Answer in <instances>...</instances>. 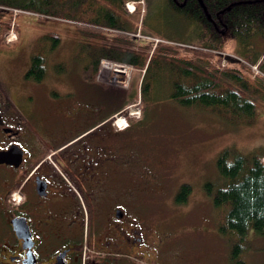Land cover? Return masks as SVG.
Wrapping results in <instances>:
<instances>
[{"label": "rangeland", "instance_id": "374dc122", "mask_svg": "<svg viewBox=\"0 0 264 264\" xmlns=\"http://www.w3.org/2000/svg\"><path fill=\"white\" fill-rule=\"evenodd\" d=\"M72 2L77 4L76 0ZM138 2L140 11L133 16L119 13L104 0L100 4L119 14L120 20L126 21L131 28L156 36L151 38L138 33L135 35L138 44L159 42L162 41L161 36L169 35L187 38L188 25L163 0ZM128 5L132 6L131 1ZM72 10L69 7L62 11L65 17L72 19L49 18L45 23H40L32 14L20 13L16 18V26L20 28L19 31L15 30L17 40L6 43L0 49V100L6 102L3 109L11 108L6 97L17 102L23 112L32 108L39 115L35 116L37 119L29 121L42 132L49 128L53 132L72 128L76 122L73 119L79 121L84 111L85 107L81 105L98 102L99 111L103 109V112L104 109L114 108L118 102L128 100L132 89L137 87L136 82L143 75V72L131 67L130 78L124 87L111 80L112 76L114 79L125 76L124 70L117 65L113 70L121 69L123 72L110 70L109 73L106 64L94 76L93 67L81 60L86 56L84 53L88 45H98L99 41L82 33L83 27L77 23L85 22L75 17L80 11ZM124 12L128 13L127 9ZM7 18L13 19V15L8 14ZM51 32L60 36L59 45L54 51L48 49L49 41L46 38ZM251 43L257 52L264 51V37L255 35L249 39L248 44ZM236 47V43L231 44L229 54H233ZM37 53L47 54V76L39 83L26 78L32 56ZM182 54L191 56L185 51ZM193 59L195 63L207 66L205 62ZM119 89H127V95L118 97ZM252 96L258 103L251 125L235 124L218 112L187 108L159 97L149 105L144 119L131 128L118 132V128L112 124L113 131H101L103 143L115 150L118 161H124L129 151L134 179L119 186V196L130 191L134 205L151 208V213L156 216L169 217L164 225H158V230L164 234L167 229L177 235L171 236L156 249L152 248L151 252L172 260L184 259V264L230 263V244L218 232V214L221 213L216 212L211 197L205 191V184L212 183L215 187L223 185L216 161L225 149L234 147L247 157L264 150V93L260 91ZM103 101L109 102L108 107L99 104ZM134 104L140 106V100ZM133 108L136 109V106L129 105L123 112L131 113L130 109ZM133 117L140 118V114L136 113ZM182 184H189L192 192L186 204L176 205L175 195ZM102 192L97 189L96 195L101 196ZM247 240L248 248L243 254L245 264H264V239L250 231Z\"/></svg>", "mask_w": 264, "mask_h": 264}, {"label": "trees", "instance_id": "16d2710c", "mask_svg": "<svg viewBox=\"0 0 264 264\" xmlns=\"http://www.w3.org/2000/svg\"><path fill=\"white\" fill-rule=\"evenodd\" d=\"M104 1L121 13L125 11L123 3L126 0ZM163 1L188 25L187 38L169 35L161 36L162 41L158 43L138 44L135 36L138 33L156 36L131 28L108 6H85L86 0H80V4L78 0L77 4L72 0L68 3L65 0H0V49L6 44L10 30L20 29L13 24V19L7 18L14 10L32 14L40 23H45L49 18L72 19L62 13L65 8L72 7V12L80 11L76 19L85 22L77 23L83 27L82 33L99 41L98 45H88L86 56L81 60L93 67L94 76L98 74L102 60L127 64L143 72L128 100L104 109L102 119L116 113L127 116L121 111L139 99L142 115L138 119L129 118L131 128L144 119L152 102L164 97L187 108L218 112L235 124L251 125L258 103L252 94L264 93V58L259 66L262 72L256 74L252 67L262 54L256 50L246 54L237 47L245 44V48H254L252 43L248 44L249 39L255 35L264 37V0ZM46 38L48 49L54 51L60 42L59 34L51 32ZM235 43L238 46L230 55L228 47L230 49ZM182 51L191 56L183 55ZM193 58L207 66L195 63ZM46 61V53L34 54L26 78L38 83L43 81L47 76ZM119 90L118 97L127 95V89ZM108 103L101 102L105 107ZM263 158L264 150L247 157L234 147L227 148L216 161L223 185L205 184L216 212L221 213L218 214V232L230 244L229 264H245L243 254L248 248L250 231L264 239ZM191 192L189 184H182L175 195V204H186Z\"/></svg>", "mask_w": 264, "mask_h": 264}, {"label": "flooded vegetation", "instance_id": "af4514ba", "mask_svg": "<svg viewBox=\"0 0 264 264\" xmlns=\"http://www.w3.org/2000/svg\"><path fill=\"white\" fill-rule=\"evenodd\" d=\"M128 1L139 3L126 0L124 10ZM6 98L11 108L0 100V152L18 154L0 162V264H184L151 252L176 235L158 230L169 217L134 205L130 191L119 196V186L134 177L129 151L118 161L103 143L101 131H113L115 114L102 119L98 102L88 103L72 128L42 132L29 121L39 113Z\"/></svg>", "mask_w": 264, "mask_h": 264}, {"label": "built area", "instance_id": "2783aa9c", "mask_svg": "<svg viewBox=\"0 0 264 264\" xmlns=\"http://www.w3.org/2000/svg\"><path fill=\"white\" fill-rule=\"evenodd\" d=\"M107 61L108 60H103L101 62V67H104L107 64V66L105 67L106 68V71H108L109 73H111L110 70H113L114 68H116L115 66L120 65V68L123 69L124 70V73L126 74L125 76H123V77H121L119 79H114L113 76H112L111 77L112 82H114L116 84H119V85H122L124 87L127 86L128 80H129L130 75H131V72H132V68L129 65H123V64L113 63L111 61H108V63H107ZM254 69L256 71H258L256 67H254ZM115 70H113V71L115 72ZM86 253H87V251L85 252V254Z\"/></svg>", "mask_w": 264, "mask_h": 264}, {"label": "water", "instance_id": "95a60500", "mask_svg": "<svg viewBox=\"0 0 264 264\" xmlns=\"http://www.w3.org/2000/svg\"><path fill=\"white\" fill-rule=\"evenodd\" d=\"M17 154H18V152L15 151L13 148H10L8 151H2V152H0V162H8V161H10L12 159H15V157L17 156ZM12 224L16 227L17 224L19 225L20 223L18 222V220L16 221L14 219V220H12ZM27 227L28 226L26 225V228H24V230L26 232L29 231ZM33 256H34V254H32V255L29 254L28 261H29L30 258L33 259Z\"/></svg>", "mask_w": 264, "mask_h": 264}, {"label": "crops", "instance_id": "0c3cea01", "mask_svg": "<svg viewBox=\"0 0 264 264\" xmlns=\"http://www.w3.org/2000/svg\"><path fill=\"white\" fill-rule=\"evenodd\" d=\"M253 44V43H252ZM254 45V44H253ZM238 46V45H237ZM255 47V46H254ZM239 50H244V51H242V52H246V54H253L254 52H255V48H252V47H248V48H245V47H243V46H241V45H239V47H237ZM247 50V51H246ZM234 52V51H233ZM258 53H263L262 51L261 52H258ZM263 56L261 55V56H259L258 57V60L259 59H261Z\"/></svg>", "mask_w": 264, "mask_h": 264}, {"label": "bare ground", "instance_id": "6f19581e", "mask_svg": "<svg viewBox=\"0 0 264 264\" xmlns=\"http://www.w3.org/2000/svg\"><path fill=\"white\" fill-rule=\"evenodd\" d=\"M117 71H122L123 72V70H121V69H116ZM118 73V72H117Z\"/></svg>", "mask_w": 264, "mask_h": 264}]
</instances>
